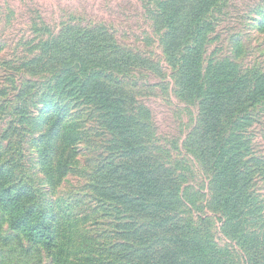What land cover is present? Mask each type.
<instances>
[{"label": "trees", "instance_id": "obj_1", "mask_svg": "<svg viewBox=\"0 0 264 264\" xmlns=\"http://www.w3.org/2000/svg\"><path fill=\"white\" fill-rule=\"evenodd\" d=\"M223 1L157 0L145 10L148 42L157 53L129 49L102 28L72 25L45 39L28 62L12 65L0 57V71L21 73L14 98H30L29 105L16 107L19 130L27 131L23 138L36 149L53 191L85 150V108L89 117L97 113L105 134L85 192L73 201L86 200L85 206L56 216L53 224L32 190L16 182L3 140L9 129L0 137V206L13 230L51 254L49 264H264V186L247 158L250 125L242 127L254 122L249 109L264 97V73L229 58L205 65L213 14ZM29 73L47 75L41 89L24 79ZM143 75L165 79L148 83L138 79ZM166 82L180 102L195 107L192 126L172 143L203 173L205 199L194 207L201 213L185 202L190 186L180 162L168 161L137 97ZM16 149L10 158H22ZM213 217L221 222L224 247L207 231Z\"/></svg>", "mask_w": 264, "mask_h": 264}, {"label": "rangeland", "instance_id": "obj_2", "mask_svg": "<svg viewBox=\"0 0 264 264\" xmlns=\"http://www.w3.org/2000/svg\"><path fill=\"white\" fill-rule=\"evenodd\" d=\"M156 1L0 0V57L12 65L28 62L30 56L43 49L42 43L45 39L62 31L65 26L72 25L79 29L102 28L129 49L157 53L154 44L148 42L150 30L145 12ZM213 16L216 27L204 54L205 65L211 59L229 58L247 71L264 73V0H224ZM236 44L239 46L237 53L234 51ZM45 61L44 59L42 62ZM11 73L16 78L14 81L7 80V75ZM20 75L14 69L8 70V73L0 71V137L4 130L9 129L3 140L16 182L32 190L37 206L45 209L49 218L54 219L53 224L60 215H75L82 209L83 204L85 206L86 200L73 201L85 192L83 184L93 166L92 160L101 150L104 139L102 135L105 134L102 133L101 126H98L97 113L89 117L86 113L92 114L91 109L85 108L81 117L83 124L80 123L81 128L87 132L82 144L85 150L75 158L73 170L62 178L60 185L53 191L51 183L47 181L48 176L40 171L36 149L23 138L27 131L19 130V110L16 107L29 105L30 98H14L21 89ZM46 76L43 74L35 77L29 73L24 79L34 82L31 83L33 89H41ZM138 79L159 83L165 78L143 75ZM142 92L137 97L150 112L147 121L153 125V132L160 146L170 158L168 161L171 164L174 161L180 162V169L190 186L184 191L185 202L189 203V207L195 205L193 208H199L206 194L203 173L193 158L184 157L180 155L182 153L173 150L172 143L179 141L183 133L192 126L195 107L193 104L180 102L168 82L153 90L144 88ZM25 109L27 112V108ZM249 113L252 114L254 122L249 120V123L247 121L242 126L250 125L247 130L253 135L252 153L247 158L252 159L250 165L255 168L254 175L259 184L264 186V97L251 106ZM34 116L37 118V115ZM17 147L23 151L22 158L17 154L10 158L11 151H17ZM196 209L194 208V213H201V209ZM220 226L221 222L214 217L206 224L207 231L218 246L224 247L225 239L221 237ZM49 255L51 254L39 245L30 244L22 233L13 230L8 215L0 206V264H49Z\"/></svg>", "mask_w": 264, "mask_h": 264}]
</instances>
